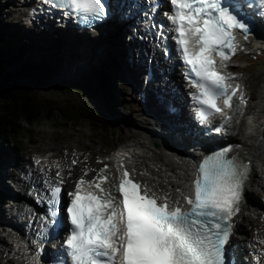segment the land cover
Returning <instances> with one entry per match:
<instances>
[{"label":"snow or ice","instance_id":"snow-or-ice-1","mask_svg":"<svg viewBox=\"0 0 264 264\" xmlns=\"http://www.w3.org/2000/svg\"><path fill=\"white\" fill-rule=\"evenodd\" d=\"M85 22L106 15L102 0H45ZM165 13L173 32L179 59L189 79L196 116L201 123L222 113L217 101L231 108L240 86L225 74L239 45L234 30L249 31L246 23L223 0H168ZM264 5V0H260ZM215 54V55H214ZM219 57V59H217ZM242 102L244 96H239ZM231 147L206 157L194 180V193L185 195L190 207L159 197L147 185L124 170L118 184L120 197L101 187L107 177L88 181L98 190L86 191L78 181L68 193L66 208L70 234L65 246L71 264H227L232 219L240 211L244 182L251 171L238 157H229ZM76 163V161H73ZM107 166H105V169ZM103 171V170H102ZM59 177V173H57ZM63 180L46 182L49 211L60 210ZM180 191V189H177ZM260 243H264L261 241Z\"/></svg>","mask_w":264,"mask_h":264},{"label":"bare ground","instance_id":"bare-ground-1","mask_svg":"<svg viewBox=\"0 0 264 264\" xmlns=\"http://www.w3.org/2000/svg\"><path fill=\"white\" fill-rule=\"evenodd\" d=\"M17 1L21 0H0V10L3 9L9 12V24L18 30V33L25 31L29 37L34 40H50L51 36H49L47 30L54 31L56 36H58L60 51L57 52H59L58 54H60V56L65 57V66L54 76L57 81H67L71 78H77L85 74L95 65L102 66L106 71L112 74H116L117 70L119 72L121 71L120 80L122 81L124 89L128 91L130 95L135 93L137 89H140L139 93L145 92V102L141 101L143 107L140 105L141 107H139V110L143 114L145 113L143 121L150 125L145 124L143 126L138 123L139 128L133 130L127 124H124V127L128 129V134L126 136L130 138L125 144L124 151L121 150L122 148H118L116 152L113 153V156L108 160L104 157L103 162L99 164L94 160V155L90 156L87 154V151H95H92L89 145L84 144L83 139L78 143L77 147L79 149H77L79 151L70 147L69 157L76 153L77 156H80L79 158H83V161H78L76 163L70 162L68 156L63 154L59 155V158H57L54 154L50 153L44 156L38 154L34 157L33 163H31L29 159L18 156L16 152L12 154V151H6V157L0 164V187L7 189L9 192H14V185H16L26 188V190L29 191L30 186L27 182V178L31 179L32 183H35L42 189L45 188L46 181L57 183L62 179L64 186L67 188L66 190L69 191L74 188L81 179L86 182V185L88 181L97 180V176L101 177L102 175H107L108 180L106 182V189L111 191L112 195L116 196L115 186L113 187V181H115L117 173L115 169L117 166L116 160L128 153L132 156L131 163L135 164L133 168L134 173L143 181L142 183L144 185L149 186L157 196L162 198L165 194H168L172 201L178 200L181 204L179 196L182 195L186 188L188 175L193 169V161L197 153H200L202 149L194 147L195 142L193 141H195L196 138L190 132L192 131L190 128L195 126L192 121L194 115L188 103L189 97L186 92V83L182 80L181 75L175 74L173 76L174 80H176V84H174L176 88H173L171 83L161 88L152 87L147 89L143 87L147 69H149L150 66L149 56L151 52L146 44L138 41L137 38H130L127 40V35L132 34L131 25H134L132 23L138 15L130 14L127 16L122 14L123 19L118 23L111 17L92 30H87L82 34L75 33L69 26L65 28L59 25L50 27L51 25L47 23L50 29L39 28L36 30L35 26L27 25L22 17L13 16L12 10L17 11L18 14L22 16L26 13L25 19L31 17L30 9L27 7L28 5L18 6ZM9 4H14L18 8H9ZM124 10L129 11L126 7ZM119 17L121 16L119 15ZM53 21L57 22L56 19H53L52 23ZM261 23H264V18H262L260 23H256V29L258 31L257 38L252 37L246 40L245 43H238L239 47L241 45L242 48H238L231 61L239 60L240 63H233L230 61L226 71H229L230 75L236 77V79L231 81L232 83L241 85L238 94L242 93L244 98L256 97V99L263 98L264 100V84H260V74L264 73V24ZM3 27L8 28L10 26L3 25ZM72 54L75 57L72 56ZM246 59L251 60L249 65L244 63ZM256 61L258 62L260 74L257 71H253ZM236 69L252 72L254 75L253 80L245 76L243 77L240 73H235ZM142 71L145 72L143 79L140 75ZM154 76L158 79L160 73L155 72ZM128 77L131 87L126 84L128 82ZM250 81H252L253 84L251 88L246 85V83ZM176 91L180 92V94H175ZM157 98L162 100V102ZM170 103L178 108V111L175 112L173 116L168 115L169 113L167 114L168 110L164 113L171 122L165 125L162 119L149 117V115L155 114L162 115L163 108ZM131 106L136 110L137 107L135 104ZM251 107H253V104L251 105L249 99L242 113L238 114L232 108L231 119L237 120L234 123L233 120H230L226 122L225 125L228 127L229 124L232 123L236 130V133L231 134L229 138L233 142L231 143V153L240 156L243 162L250 164L251 168L248 181L245 183V186H243L240 211L232 219L235 231H241V229H243L240 226V219L243 217L244 209L250 208V206L253 208L256 207L258 211L253 210V213L257 218L259 217L264 220V201L254 198L253 191L255 190L252 191V189L247 187L248 184H252V182L258 185L264 182H260L262 175H260V173L258 174V172L264 169V101L259 106H256L257 112ZM184 112L187 114L184 115ZM247 114H253V117L250 116V123L243 122L244 115ZM160 125L165 126V129L163 127H157ZM156 127L158 130H156ZM142 129L143 131H141ZM168 131L169 134L167 133ZM162 132L164 134H160ZM192 147H194L195 151L190 152L189 149ZM175 151H181L182 155H174L173 152ZM22 159H24L26 163L21 168L20 160ZM75 159H78V157H73L71 161H75ZM105 164H108V167L102 169V166ZM14 168L24 171L23 173L27 174L26 177L23 178L24 176L20 175L19 172H13L12 170ZM80 172L85 173V175H80ZM57 173H59V177ZM18 175L19 178H17ZM260 185V190H264V184ZM177 189H180V191H177ZM27 191L24 192L25 197L23 198L30 201L31 198L27 195ZM10 194L11 193L0 199V225L3 232H5L6 229L2 220L8 219L5 217L7 210L6 206H12L7 203L8 199L12 197ZM253 220H251L252 228H250L249 231H245L247 234L245 233L246 236L242 237V241H239L240 238H235L234 236H232V239L235 241V248L237 251L239 253L242 252L245 256H249L247 252L250 248H248L247 243L251 248H254L255 254L248 257L249 264H264V243H260L264 241V224L262 223L263 220L258 222L255 221L256 219ZM20 245V239L14 234H11V232L0 234V264H15L21 262L33 263L36 259L31 254L20 251Z\"/></svg>","mask_w":264,"mask_h":264},{"label":"rangeland","instance_id":"rangeland-1","mask_svg":"<svg viewBox=\"0 0 264 264\" xmlns=\"http://www.w3.org/2000/svg\"><path fill=\"white\" fill-rule=\"evenodd\" d=\"M19 2L20 1H17V4H19ZM13 7L15 8L17 6L9 4V8ZM12 12L14 17H22L27 25H31L29 18L27 17L25 19V16L27 15L26 13L22 16L19 15L17 11L12 10ZM256 22L260 23V21ZM3 25H8L10 27L4 28ZM36 30H38V28H36ZM47 33L51 36L50 40H34L30 38L25 31L18 33V30L9 24V12L1 9L0 52L5 63L4 67L7 70H12L14 68L16 69V67L24 69V65L26 64H31L33 67L35 66L34 69H24V72L27 73V77L23 80V82L31 88L35 96L46 101H55L58 104L73 102L79 106L87 105V107L96 108L104 119L100 116L102 121H98L94 124L92 119L82 117L74 122L65 124V120L61 118L58 111H56L55 117H45L41 122L30 127L28 126V129L22 135H17V137L14 136L16 138L15 144L8 141L2 142L0 146V164L6 157V151H12V154L16 152L18 156H22L24 159H29L31 163H33L34 157L38 154L44 156L50 153L54 154L57 158H59V155L61 154L68 156L70 153V147L79 151L77 146L81 139L84 140V144L90 146L92 151H95H87V154L90 156L94 155V160L99 164L103 162L104 157L108 160L122 144H126V142L129 141L130 138L126 136L128 134V129L124 127V124H127L133 130L139 128L138 123L143 126L145 124L150 125L143 121L145 113L143 114L139 110V107H141L140 105L143 107L140 99L142 93H139L140 89H137L135 93H132L133 96L130 95V93L124 89L122 81L120 80L121 71L119 72L117 70L116 74H112L111 72L106 71L102 66L97 65L77 78H71L67 81H57L54 76L65 66V57L60 56V54H58L59 52H57L60 51V41L58 36H56V33L54 31L52 32V30H47ZM128 38L129 35L127 39ZM239 48L241 49L242 47ZM72 56L74 55L72 54ZM232 62L240 63L239 60H232ZM244 63L249 65L251 60L246 59ZM253 71H257L260 74L257 61L254 64ZM48 73H50L49 78L46 82H43L44 85H40L39 79H41L44 74L46 75ZM235 73H240L243 77H248L250 80H253L254 78L252 72L247 70L236 69ZM144 74L145 72L143 71L142 74H140L142 79ZM170 79L171 83H176V80H174L173 77ZM260 79V84H264V73L260 74ZM126 84L131 87L129 77ZM246 85L251 88V86H253L252 81L246 83ZM249 99L251 105L253 104V107L251 108L257 112L256 106L263 103V98H244L246 102L240 103L239 106L237 105L238 108L234 110L238 114L242 113L244 107L249 102ZM132 104L136 105V110L132 108ZM166 109L163 108V117H165L164 113L166 112ZM185 114L187 113L184 112V115ZM250 116L253 117V114ZM149 117L161 119V116H158V114L149 115ZM230 120L232 121L233 119ZM236 120H233V123L236 122ZM243 122L246 123V117ZM226 128L227 134L236 133L232 123ZM141 131H143V129ZM167 133L169 134V131ZM73 157H78V159H75L76 162L83 161V158H79L80 156H77L76 153H74L71 157L68 156L70 162H73L71 161ZM24 159L20 160L21 168L26 163V161L24 162ZM105 166L108 167V164L102 166V169H105ZM12 171H15V173L19 172L20 175L25 176L23 173L24 171H20L17 168H14ZM263 171L258 172V174L260 173V175H262L260 182L264 181ZM79 174H82L83 176L85 175L83 172H80ZM17 178H19V175ZM260 184H264V182ZM260 184L258 185L257 183L252 182V184H248L247 187L252 189V191L255 190L253 191L254 198L264 201V190H260ZM64 187L67 189L66 186ZM253 210L258 211L256 207L253 208L251 206L243 211V217L240 219V226L243 229H241V231H236L237 237L240 238L239 241H242V237L246 236L247 233L245 231H249L250 228H252L251 220L256 219L255 221L257 222L263 220L259 217L257 218L253 213ZM7 212L8 207L6 214ZM262 223L264 224V220ZM0 234H5V232L2 231V228H0Z\"/></svg>","mask_w":264,"mask_h":264},{"label":"trees","instance_id":"trees-1","mask_svg":"<svg viewBox=\"0 0 264 264\" xmlns=\"http://www.w3.org/2000/svg\"><path fill=\"white\" fill-rule=\"evenodd\" d=\"M4 64L0 52V146L4 141L15 144V137L22 135L28 126L41 122L45 117H55L56 111L65 120V124L82 117L92 119L94 124L102 121V115L96 108L79 106L73 102L58 104L35 96L31 88L23 82L27 77L24 69H34L35 66L26 64L24 69L16 67L7 70ZM49 76L50 73L44 74L39 79V84L44 85L43 82H46Z\"/></svg>","mask_w":264,"mask_h":264}]
</instances>
